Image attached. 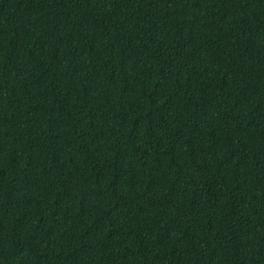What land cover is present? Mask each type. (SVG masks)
<instances>
[{"label": "trees", "instance_id": "trees-1", "mask_svg": "<svg viewBox=\"0 0 264 264\" xmlns=\"http://www.w3.org/2000/svg\"><path fill=\"white\" fill-rule=\"evenodd\" d=\"M0 264H264V0H0Z\"/></svg>", "mask_w": 264, "mask_h": 264}]
</instances>
